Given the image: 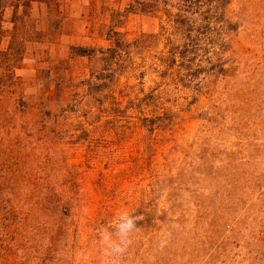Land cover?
<instances>
[{
  "label": "trees",
  "instance_id": "obj_1",
  "mask_svg": "<svg viewBox=\"0 0 264 264\" xmlns=\"http://www.w3.org/2000/svg\"><path fill=\"white\" fill-rule=\"evenodd\" d=\"M33 1L0 0V264H103L100 229L122 211L140 220L118 264H180V258L193 264L205 240L212 241L207 251L214 245V252L222 251L238 216L237 208H222L224 182L210 190L207 205L173 207L184 173L195 187L209 175L200 172L206 164L200 152L193 164L196 140L187 129L194 121L209 122L207 112L195 116L211 98L207 80L235 56L229 0L129 1L128 13L160 14L176 30L163 78L189 90L183 100L167 98L160 86L144 89L147 70L125 66L127 46L139 39L129 42L120 33L105 50L71 49L74 58L95 61L94 70L52 68L48 75L60 76L57 82L29 86L16 74L26 47L17 40L22 32L16 22L28 19ZM6 10L11 29L4 27ZM129 71L140 86L128 85ZM187 227L192 234L201 229L202 236L193 237H202L198 252L186 247L183 257L185 248L168 251Z\"/></svg>",
  "mask_w": 264,
  "mask_h": 264
},
{
  "label": "rangeland",
  "instance_id": "obj_2",
  "mask_svg": "<svg viewBox=\"0 0 264 264\" xmlns=\"http://www.w3.org/2000/svg\"><path fill=\"white\" fill-rule=\"evenodd\" d=\"M129 1L34 0L28 19L16 22L22 32L17 40L23 38L26 46L16 74L32 86L57 82L60 76L48 75L52 68L94 70L95 61L76 59L71 49L105 50L120 33L129 42L139 39L136 45L127 46L131 59L125 66L147 70L142 81L145 90L160 86L171 100L188 98L189 90L176 86L178 81L166 85L163 78V60L167 52L175 50L176 30L170 29L167 18L160 14L128 13ZM226 18L237 27L231 40L235 56L215 80H207V86L211 82V98L203 100L195 116L207 112L209 122L194 121L187 129L189 137L196 140L191 151L193 164H198L200 152L206 163L200 172L209 175L196 180L195 187L190 185L194 179L189 181L188 173H184L183 187L176 192L178 202L173 208H197L193 202L207 205L210 190L221 180L225 186L222 208L238 209L234 236L231 243L223 244L222 251L214 252L216 245L207 251L212 241L205 240L198 252L202 237H193L202 236L201 229L197 227L192 234V227H187L166 249L173 248L178 254L186 247L197 250L198 254L190 258L195 261L193 264H264V0H229ZM3 20L4 27L11 29L9 10L4 12ZM208 70L205 68V72ZM135 75L129 71L126 76L131 87L140 86ZM205 165H211V170ZM194 189L197 194L191 195L190 190ZM203 252L206 254L200 259ZM187 259L180 258L179 263L185 264Z\"/></svg>",
  "mask_w": 264,
  "mask_h": 264
},
{
  "label": "clouds",
  "instance_id": "obj_3",
  "mask_svg": "<svg viewBox=\"0 0 264 264\" xmlns=\"http://www.w3.org/2000/svg\"><path fill=\"white\" fill-rule=\"evenodd\" d=\"M140 217L134 212L122 211L111 225L102 226L99 232L101 251L105 257L103 264H118L132 243L134 234L139 230ZM164 241H161L163 246Z\"/></svg>",
  "mask_w": 264,
  "mask_h": 264
}]
</instances>
